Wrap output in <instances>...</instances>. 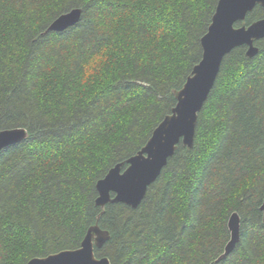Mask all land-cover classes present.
Instances as JSON below:
<instances>
[{"label": "trees", "instance_id": "16d2710c", "mask_svg": "<svg viewBox=\"0 0 264 264\" xmlns=\"http://www.w3.org/2000/svg\"><path fill=\"white\" fill-rule=\"evenodd\" d=\"M218 2L0 0V131L28 132L0 164V264L78 249L97 223L111 240L96 256L112 264H264V39L256 57L240 47L224 59L192 150L178 146L139 208L95 203L97 183L176 106ZM75 8L77 26L46 33ZM263 18L257 7L245 23ZM25 168L75 180L33 216L29 180H15ZM233 213L241 240L219 261Z\"/></svg>", "mask_w": 264, "mask_h": 264}, {"label": "water", "instance_id": "95a60500", "mask_svg": "<svg viewBox=\"0 0 264 264\" xmlns=\"http://www.w3.org/2000/svg\"><path fill=\"white\" fill-rule=\"evenodd\" d=\"M257 7L264 8V0H219L208 31L201 40L202 59L193 68L184 87L175 92L176 106L155 128L142 150L128 159L127 167L124 163L115 166L97 183V207L105 210L110 204H124L136 210L178 146L182 144L192 150L199 114L215 86L224 59L240 47L247 48L248 58L259 54L256 43L264 39V18L250 25L245 23ZM82 14L81 8H75L61 15L46 33H61L77 26ZM27 138L28 132L24 128L0 131L3 151L25 142ZM261 210L264 212V203ZM228 229L230 241L219 261L231 255L241 240V217L238 213L231 215ZM110 240V232L97 224L89 228L78 249L34 258L27 264H112L108 257L96 256V250H101Z\"/></svg>", "mask_w": 264, "mask_h": 264}, {"label": "snow or ice", "instance_id": "6c2138e0", "mask_svg": "<svg viewBox=\"0 0 264 264\" xmlns=\"http://www.w3.org/2000/svg\"><path fill=\"white\" fill-rule=\"evenodd\" d=\"M3 161V145L0 143V164H2ZM28 170L25 168L23 171L18 172L17 176L15 177V180L17 183H20L24 179L29 180V184L31 187L28 189V191L31 193V199L29 203L32 206L31 215L35 216L36 212L39 210L38 206L41 204V202L44 200L45 197H47L49 194H51L53 197L57 195V190L65 191L61 186L67 185L71 186V184L74 182L75 177L71 174H66V172H60L57 171L55 168L49 169H42L39 170V174H29L28 176H25L24 174L27 173ZM3 180V174L2 169H0V181ZM3 187V184L0 183V188ZM7 201L3 197L2 194H0V215H2L5 211ZM25 208H28V205L24 206Z\"/></svg>", "mask_w": 264, "mask_h": 264}, {"label": "bare ground", "instance_id": "6f19581e", "mask_svg": "<svg viewBox=\"0 0 264 264\" xmlns=\"http://www.w3.org/2000/svg\"><path fill=\"white\" fill-rule=\"evenodd\" d=\"M97 198H98V197H97ZM96 200H97V199H96ZM95 203H96V202H95ZM123 205H124V204H123ZM96 206H97V205H96ZM97 224H98V223H97ZM97 224H96V225H97ZM94 226H95V225H94Z\"/></svg>", "mask_w": 264, "mask_h": 264}, {"label": "rangeland", "instance_id": "374dc122", "mask_svg": "<svg viewBox=\"0 0 264 264\" xmlns=\"http://www.w3.org/2000/svg\"><path fill=\"white\" fill-rule=\"evenodd\" d=\"M90 73H92V70L91 71H89ZM88 74V73H87Z\"/></svg>", "mask_w": 264, "mask_h": 264}]
</instances>
